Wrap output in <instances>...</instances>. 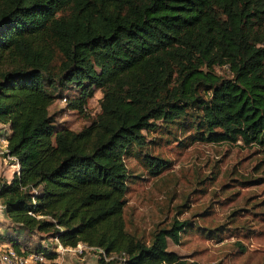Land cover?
Here are the masks:
<instances>
[{"label":"trees","instance_id":"1","mask_svg":"<svg viewBox=\"0 0 264 264\" xmlns=\"http://www.w3.org/2000/svg\"><path fill=\"white\" fill-rule=\"evenodd\" d=\"M95 90L87 125L55 127V99L82 113ZM0 125L18 166L0 180V243L20 252L18 236L38 232L122 253L121 264H198L167 249L188 220L148 242L125 229L124 159L160 174L168 162L141 151L161 125L182 147L240 142L264 155V0H0Z\"/></svg>","mask_w":264,"mask_h":264},{"label":"rangeland","instance_id":"2","mask_svg":"<svg viewBox=\"0 0 264 264\" xmlns=\"http://www.w3.org/2000/svg\"><path fill=\"white\" fill-rule=\"evenodd\" d=\"M215 71L227 75L225 68ZM100 97L95 90L82 113L69 110L61 97L48 112L56 128L77 131L99 112ZM0 130L6 135V127L0 125ZM182 137L172 125L146 134L141 154L168 162L156 176L149 175L136 157H125L130 175L124 195L125 229L148 242L157 226L168 225L172 218L188 220L190 228L180 234L179 244L168 241V250L198 264H259L264 257V155L240 142L182 147ZM17 168L15 160L0 154V180L8 181ZM5 223L0 216V232ZM18 238L26 252L38 247L54 252L56 242L47 234ZM54 253L53 260L36 264H96V255L86 249Z\"/></svg>","mask_w":264,"mask_h":264},{"label":"built area","instance_id":"3","mask_svg":"<svg viewBox=\"0 0 264 264\" xmlns=\"http://www.w3.org/2000/svg\"><path fill=\"white\" fill-rule=\"evenodd\" d=\"M0 154L3 156L4 159H12L15 160L14 157L9 156L6 147V138L5 135L2 134L0 130ZM18 167V166H17ZM18 169V168H17ZM17 172V170H16ZM4 212V205L0 201V216H2ZM0 263L1 264H36V263H43L45 262V256L41 251H28L20 252L15 251L10 245L5 243H0ZM89 250L93 251L96 255V258L102 259L103 261H109L112 259L117 260L119 264L123 263L125 260V256L120 254H110L106 255V253L98 247H90L84 244L78 243L75 247H62L59 243H56L54 248V252L61 253L68 250Z\"/></svg>","mask_w":264,"mask_h":264},{"label":"crops","instance_id":"4","mask_svg":"<svg viewBox=\"0 0 264 264\" xmlns=\"http://www.w3.org/2000/svg\"><path fill=\"white\" fill-rule=\"evenodd\" d=\"M3 220H4V222H6V219H5V217H3Z\"/></svg>","mask_w":264,"mask_h":264}]
</instances>
